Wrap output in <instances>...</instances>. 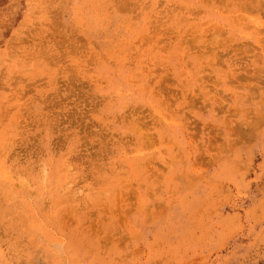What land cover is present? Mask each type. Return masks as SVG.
Wrapping results in <instances>:
<instances>
[{"label": "rangeland", "instance_id": "rangeland-1", "mask_svg": "<svg viewBox=\"0 0 264 264\" xmlns=\"http://www.w3.org/2000/svg\"><path fill=\"white\" fill-rule=\"evenodd\" d=\"M0 264H264V0H0Z\"/></svg>", "mask_w": 264, "mask_h": 264}, {"label": "bare ground", "instance_id": "bare-ground-1", "mask_svg": "<svg viewBox=\"0 0 264 264\" xmlns=\"http://www.w3.org/2000/svg\"><path fill=\"white\" fill-rule=\"evenodd\" d=\"M44 45H45V44H44ZM64 57H65V56H64ZM164 64H165V63H164ZM199 80H200V79H199ZM168 98H169V97H168ZM129 110H130V109H129ZM125 120H126V119H125ZM130 121H131V120H130ZM43 126H44V125H43ZM150 145H151V144H150ZM12 154H13V153H12ZM25 170H26V169H25ZM43 171H45V170H43ZM42 175H43V174H42ZM85 200H86V199H85ZM7 214H8V213H7ZM5 215H6V214H5ZM5 215H4V216H5Z\"/></svg>", "mask_w": 264, "mask_h": 264}]
</instances>
